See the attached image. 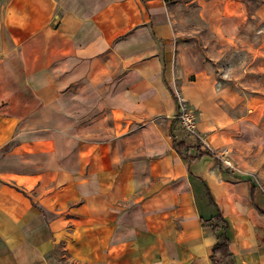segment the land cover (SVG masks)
I'll list each match as a JSON object with an SVG mask.
<instances>
[{
    "label": "crops",
    "instance_id": "1",
    "mask_svg": "<svg viewBox=\"0 0 264 264\" xmlns=\"http://www.w3.org/2000/svg\"><path fill=\"white\" fill-rule=\"evenodd\" d=\"M197 1L218 33L245 22L241 0ZM176 47L165 0H0V264H211L216 211L234 264H264L249 181L173 147L194 144L174 92L205 147L229 134L215 81L176 69Z\"/></svg>",
    "mask_w": 264,
    "mask_h": 264
},
{
    "label": "rangeland",
    "instance_id": "2",
    "mask_svg": "<svg viewBox=\"0 0 264 264\" xmlns=\"http://www.w3.org/2000/svg\"><path fill=\"white\" fill-rule=\"evenodd\" d=\"M241 1L246 10L241 29L218 33L204 23L197 0H165L177 41L176 69L187 72L190 79L194 69L209 73L228 118V136L210 151L225 170L264 188V22L251 16L264 0ZM182 52H187L185 58ZM172 95L176 104L181 100L193 114L197 127V112L179 92ZM175 118L179 124L176 114Z\"/></svg>",
    "mask_w": 264,
    "mask_h": 264
},
{
    "label": "trees",
    "instance_id": "3",
    "mask_svg": "<svg viewBox=\"0 0 264 264\" xmlns=\"http://www.w3.org/2000/svg\"><path fill=\"white\" fill-rule=\"evenodd\" d=\"M194 140V144L190 145L183 141L180 142H173L174 149L182 155L183 151H187L189 148H193L194 153L192 155H187L186 158L189 161L196 160L201 156H208L217 160L216 156L212 151L204 146L200 141H198L193 136H190ZM250 183V200L254 207L257 209V212L260 215H264V212L256 205L254 200V191H257L262 195L258 186L247 179ZM204 225L208 224L210 227L213 236H214V243L211 247V252L209 255V260L211 264H234L232 254L228 250V237L226 235V227L227 223L226 220L221 216V214L216 211L212 216L205 219L203 222Z\"/></svg>",
    "mask_w": 264,
    "mask_h": 264
},
{
    "label": "built area",
    "instance_id": "4",
    "mask_svg": "<svg viewBox=\"0 0 264 264\" xmlns=\"http://www.w3.org/2000/svg\"><path fill=\"white\" fill-rule=\"evenodd\" d=\"M176 117L181 128L190 136H193L203 144L204 138L197 130L195 118L193 114L186 108L185 104L181 102V100L177 102Z\"/></svg>",
    "mask_w": 264,
    "mask_h": 264
}]
</instances>
